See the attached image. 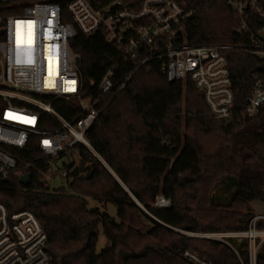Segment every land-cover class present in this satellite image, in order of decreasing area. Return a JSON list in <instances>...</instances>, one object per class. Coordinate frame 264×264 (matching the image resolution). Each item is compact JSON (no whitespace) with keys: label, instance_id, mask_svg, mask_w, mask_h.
<instances>
[{"label":"trees","instance_id":"16d2710c","mask_svg":"<svg viewBox=\"0 0 264 264\" xmlns=\"http://www.w3.org/2000/svg\"><path fill=\"white\" fill-rule=\"evenodd\" d=\"M38 1L58 3L65 22H71L67 15L71 0H18L21 7L6 14L21 13ZM178 1L196 10L188 31L191 43L238 42L233 32L237 21L226 0ZM71 48L80 58L78 72L87 91L107 70L113 68L121 78L134 65L125 62L101 34L85 37L78 32ZM228 59L241 110L254 79L264 78V61L244 53L230 54ZM54 107L70 122L82 113L76 100H58ZM56 125L45 115V128ZM86 138L112 172L79 146L80 165L75 168L73 158L64 164V169L75 168L67 180L68 190L51 191L43 183L58 161L42 159L36 140L22 150L3 147L18 160L19 172L30 173L33 179L29 186L14 175L0 179V203L12 212L35 214L54 264H187L183 257L187 250L212 264H240L231 247L196 234L247 232L257 216L251 205L264 203V108L243 124L237 119L216 120L196 86L168 82L156 61L139 68ZM225 183L236 191L228 206H221L213 191ZM160 195L170 201V208L153 207ZM88 198L113 203L119 222L99 209H88ZM258 228L264 229V222ZM100 229L109 242L102 252L97 251ZM237 247L247 261L248 242ZM258 255V264H264V246Z\"/></svg>","mask_w":264,"mask_h":264},{"label":"built area","instance_id":"2783aa9c","mask_svg":"<svg viewBox=\"0 0 264 264\" xmlns=\"http://www.w3.org/2000/svg\"><path fill=\"white\" fill-rule=\"evenodd\" d=\"M226 5L237 21L233 32L238 42L196 45L188 35L196 10L178 0H71L69 23L58 3L38 1L21 13L6 14L21 6L18 0H0V179L24 175L18 160L3 147L22 150L33 139L42 159L70 160L83 146L106 165L86 135L139 68L156 61L168 82L196 86L214 119L243 124L258 117L264 108V78L254 79L255 86L239 110L228 57L244 53L264 61V0H226ZM78 32L85 37L101 34L125 62L134 64L130 72L118 78L111 68L87 91L71 48ZM58 100L78 101L81 115L68 121L54 107ZM45 115L57 124L55 128H45ZM72 171L64 169L60 175L68 180ZM153 207L171 206L160 195ZM262 222L264 215L254 217L247 232L198 237L228 245L240 264H258L264 246V229L258 228ZM47 241L32 211L12 212L0 203V264H54ZM237 242H248L247 261L239 255ZM183 257L187 264H212L189 250Z\"/></svg>","mask_w":264,"mask_h":264},{"label":"rangeland","instance_id":"374dc122","mask_svg":"<svg viewBox=\"0 0 264 264\" xmlns=\"http://www.w3.org/2000/svg\"><path fill=\"white\" fill-rule=\"evenodd\" d=\"M183 109H185V103L183 100ZM110 104V103H109ZM181 119L185 120V113L183 112L181 114ZM76 157H73L76 161L75 163V168L80 165V158L79 154L75 155ZM72 160H69L67 157H64L63 159L59 160L57 164H53L51 169L47 174H45L43 183L46 184L51 191H57L60 188H66L68 190V183L67 180L60 175V172L64 170V164H70L72 163ZM103 164V163H102ZM107 170L112 172V170L107 166V164H103ZM75 168L73 169L72 173L75 171ZM71 173V174H72ZM229 183L223 184L221 187H219L217 190L213 191V194L216 197V203L221 206H228L229 201L233 197V194L235 193L236 189H232L228 187ZM88 202V209H99L103 213H107L110 215L116 222H119L118 218V208L116 206L109 202H100L94 199H87ZM252 211L255 215L257 216H263L264 215V203L260 202H254L251 205ZM197 234L196 236L198 237ZM195 236V237H196ZM243 243L237 242V246H240ZM109 248V242H107L102 229H100V235H99V240H98V246H97V251L102 252L106 249Z\"/></svg>","mask_w":264,"mask_h":264},{"label":"water","instance_id":"95a60500","mask_svg":"<svg viewBox=\"0 0 264 264\" xmlns=\"http://www.w3.org/2000/svg\"><path fill=\"white\" fill-rule=\"evenodd\" d=\"M77 63H80V58H77ZM90 176V175H89ZM33 176L30 173L24 174L20 179L21 185L29 186L32 183Z\"/></svg>","mask_w":264,"mask_h":264}]
</instances>
